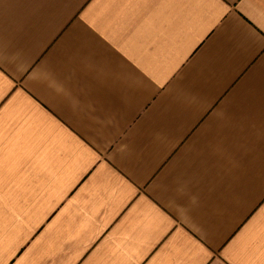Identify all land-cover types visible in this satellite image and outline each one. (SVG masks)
I'll list each match as a JSON object with an SVG mask.
<instances>
[{
  "label": "crops",
  "instance_id": "0c3cea01",
  "mask_svg": "<svg viewBox=\"0 0 264 264\" xmlns=\"http://www.w3.org/2000/svg\"><path fill=\"white\" fill-rule=\"evenodd\" d=\"M0 264H264V0H0Z\"/></svg>",
  "mask_w": 264,
  "mask_h": 264
}]
</instances>
